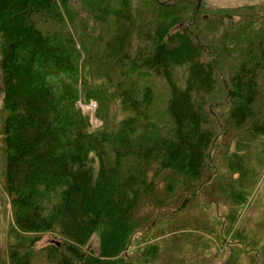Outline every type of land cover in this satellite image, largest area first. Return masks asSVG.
<instances>
[{"label":"trees","instance_id":"trees-1","mask_svg":"<svg viewBox=\"0 0 264 264\" xmlns=\"http://www.w3.org/2000/svg\"><path fill=\"white\" fill-rule=\"evenodd\" d=\"M205 2L0 0L10 264H31L44 235L52 264H132L144 199L174 208L163 187L186 206L223 134L264 136V3Z\"/></svg>","mask_w":264,"mask_h":264},{"label":"rangeland","instance_id":"rangeland-1","mask_svg":"<svg viewBox=\"0 0 264 264\" xmlns=\"http://www.w3.org/2000/svg\"><path fill=\"white\" fill-rule=\"evenodd\" d=\"M254 3L262 4L264 0H206L205 6L207 11ZM183 72L181 69V79ZM179 84L184 86V80ZM163 87L158 86L159 90ZM3 100L0 79V264H10V204L3 175L6 116ZM77 105L90 115L93 127L102 123L96 116V101L79 100ZM110 111V120L117 121L123 116L117 103L112 104ZM231 159L239 162V170L229 166ZM211 164L205 170L206 186L199 188L195 196L184 192L192 198L186 206L179 208L183 198L175 203L169 201L170 195L163 187L160 196L175 205V211L172 206L157 209L151 199L142 201L136 214L141 217L144 229L133 235L127 250L132 264H264V136L249 140L243 131L223 134L216 141ZM175 192L174 199L180 190ZM157 213L163 216V224L154 226L158 230L153 234V229L148 230L147 226ZM51 240L49 235H44L38 242L31 264H52L41 250ZM88 247L98 250L97 233Z\"/></svg>","mask_w":264,"mask_h":264}]
</instances>
